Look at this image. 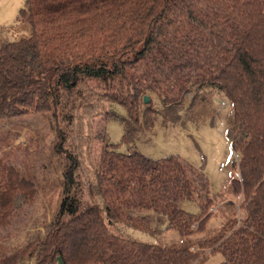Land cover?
I'll use <instances>...</instances> for the list:
<instances>
[{
    "label": "trees",
    "instance_id": "trees-1",
    "mask_svg": "<svg viewBox=\"0 0 264 264\" xmlns=\"http://www.w3.org/2000/svg\"><path fill=\"white\" fill-rule=\"evenodd\" d=\"M18 21L25 33L0 44V124L57 121L67 99L75 142L71 150L56 126L51 152L63 172L47 193L53 203L61 188L50 229L0 247V264H204L218 253L217 264H264V0H26ZM214 92L229 101L225 136L239 154L224 162L230 173L217 192L179 156L122 152L97 131L98 118L116 116L112 104L126 110L123 122L146 126L161 109L213 120ZM26 148L37 153L33 136ZM10 155L0 154L2 226L16 194L47 189ZM78 170L85 200L70 193ZM120 225L160 236L144 241ZM170 231L179 238L161 236Z\"/></svg>",
    "mask_w": 264,
    "mask_h": 264
},
{
    "label": "rangeland",
    "instance_id": "rangeland-1",
    "mask_svg": "<svg viewBox=\"0 0 264 264\" xmlns=\"http://www.w3.org/2000/svg\"><path fill=\"white\" fill-rule=\"evenodd\" d=\"M25 6L26 0H0V44L4 41L16 40L25 33L19 27L20 21H18V15ZM212 95L217 105L216 116L213 120L192 122L185 118L183 110L175 112L161 109L153 125L146 126L143 119L140 122H123L121 117L126 116V110L118 104H112L111 109L116 116L98 118L97 131H103L102 133L106 134L104 140L118 145L122 152H126L128 146L131 145L154 159L172 155L179 156L203 170L211 183L212 192H217L221 189L225 176L230 173L229 169L225 170L224 162L231 156L239 158V154H233L225 136L227 128L225 117L229 112V101L219 92H214ZM191 97L192 93L188 98L191 99ZM155 103L158 108H161L157 100ZM71 111L72 103L66 99L65 109L57 121L50 116L31 115L22 123L10 120L0 124V154H11L14 161L20 163L25 174L35 172L39 180L44 183V187L47 186L46 193L39 191L34 199L27 198L21 193L12 198L15 205L10 210L13 214L10 223L6 226L0 225V247H3L4 251L21 246L29 237L34 238L38 232L44 236L50 229L54 213L60 202L61 196L58 193L61 188L56 191L53 203L48 200L47 193L49 186L57 183L56 176H61L63 172L51 148L56 143L55 128L59 125L66 131L68 146L73 150L75 133H73L71 121L67 119V113ZM127 129L131 132L128 133V139L124 140L123 136L127 133ZM12 136L16 137L12 145L8 147L6 139ZM29 136L36 139V154H29L27 151L26 144ZM101 144L98 138L94 140L93 152L96 157L99 156ZM76 176L77 182L70 193L85 200L87 197L86 180L79 170ZM188 209L198 212V206L194 204L188 205ZM219 222L218 218L212 219L211 227ZM120 227L123 232L144 241L155 242L160 236V234H150L125 225H120ZM161 236L179 238V234L175 231L164 233ZM222 259V254L218 253L211 256L204 264H217ZM20 264H33V261Z\"/></svg>",
    "mask_w": 264,
    "mask_h": 264
},
{
    "label": "water",
    "instance_id": "water-1",
    "mask_svg": "<svg viewBox=\"0 0 264 264\" xmlns=\"http://www.w3.org/2000/svg\"><path fill=\"white\" fill-rule=\"evenodd\" d=\"M146 100H148V97H146ZM58 259H59V261H60V264H63L61 258L59 257Z\"/></svg>",
    "mask_w": 264,
    "mask_h": 264
}]
</instances>
